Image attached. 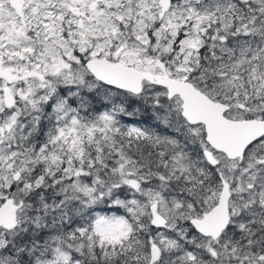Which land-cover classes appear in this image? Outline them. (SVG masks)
I'll use <instances>...</instances> for the list:
<instances>
[{"label":"snow or ice","instance_id":"1","mask_svg":"<svg viewBox=\"0 0 264 264\" xmlns=\"http://www.w3.org/2000/svg\"><path fill=\"white\" fill-rule=\"evenodd\" d=\"M0 264H264V0H0Z\"/></svg>","mask_w":264,"mask_h":264}]
</instances>
